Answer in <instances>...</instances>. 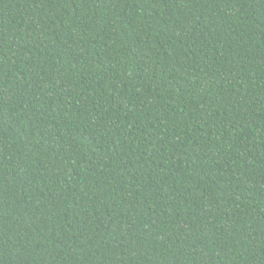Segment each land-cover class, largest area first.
Listing matches in <instances>:
<instances>
[{
    "label": "trees",
    "instance_id": "obj_1",
    "mask_svg": "<svg viewBox=\"0 0 264 264\" xmlns=\"http://www.w3.org/2000/svg\"><path fill=\"white\" fill-rule=\"evenodd\" d=\"M0 264H264V0H0Z\"/></svg>",
    "mask_w": 264,
    "mask_h": 264
}]
</instances>
